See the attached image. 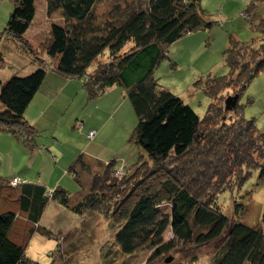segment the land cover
<instances>
[{"label":"trees","instance_id":"1","mask_svg":"<svg viewBox=\"0 0 264 264\" xmlns=\"http://www.w3.org/2000/svg\"><path fill=\"white\" fill-rule=\"evenodd\" d=\"M39 1L44 3L48 21L59 15L63 22H52L41 43L43 55H40V49L26 39L37 20V0H12V11L0 39L6 35L16 40L33 58L29 64H21L6 80L0 79V133L21 139L32 148L36 130L25 120V114L48 74L80 80L89 103L116 86L125 91V99L137 119L133 137L140 157L131 167L137 171L128 169L127 173L132 178L140 171L143 179H152L148 189L129 209L121 212L133 189L112 210L114 216L122 213L118 218L123 222L114 234L118 251L129 256L140 249L153 248L154 256L159 258L172 251L176 242H191L195 246L220 242L211 264H264V232L260 226L249 227L242 222L240 216L245 213L242 203L233 202L234 214L228 217L213 197L220 191L231 193L243 185L251 170L238 176L231 186H226L224 181L234 168L255 170L250 156L253 147L259 148L264 158V135L261 141L254 142L251 138L257 130L255 119H245L239 102L233 109L240 117L236 126L219 121L222 107L213 108L212 102L201 119L154 77L164 59H169L171 69L177 68L167 55L171 47L184 36L199 30L210 31L216 24L201 9L202 0H123L113 4L104 18L96 14L100 0ZM255 11L256 6L251 2L244 15L255 38L241 42L229 37L228 47L222 53L229 74L209 75L194 82L193 87L201 89L209 100L217 99L226 90L230 84L227 77L236 84L240 82L238 96L241 97L264 70V18ZM105 55L106 61L98 63L91 74L92 64ZM2 62L0 52V65ZM148 160L152 162L151 171H146ZM113 164L110 161L94 172L92 160L80 156L73 162L70 171L78 184L80 173H76V167L90 174L92 180L89 194L74 204L70 194L60 187L49 192L44 185L20 178V184L12 188L0 184V264H39L26 255V244L32 234L49 235L40 222L52 202L79 217L86 212L109 216L106 195L94 194L105 187L113 190L120 187L108 174L111 169L116 172ZM111 180L112 185L108 184ZM263 180L264 164H261L257 181ZM144 181L137 182L134 188ZM100 183L102 187L97 189ZM5 188L14 192L5 193ZM13 194H16L14 201L9 198ZM164 201L170 204L167 215L164 207L161 208ZM11 202L16 203V210L5 207ZM111 225L116 226L117 221ZM24 229L29 230L27 239L23 238ZM167 231L172 233L175 243L164 242Z\"/></svg>","mask_w":264,"mask_h":264},{"label":"rangeland","instance_id":"2","mask_svg":"<svg viewBox=\"0 0 264 264\" xmlns=\"http://www.w3.org/2000/svg\"><path fill=\"white\" fill-rule=\"evenodd\" d=\"M120 2L123 0H100L96 6V14L104 18L113 4ZM251 2L256 6L257 15L264 18V0H202L201 9L205 10L209 20L216 24L210 31L199 30L184 36L171 47L167 55L171 61L176 63L178 69H171L169 59H164L156 69L154 77L161 87L182 99L201 119L209 103L212 102L213 108L217 105L222 107L219 121H224L228 126H236L240 117L234 113L233 109L239 102L243 106L245 119H255L257 130H255L256 133H252L251 137L255 142L261 141L260 137L264 135V70L257 75L241 97L238 96L240 82L236 84L230 80V77L226 78L230 83L225 88L226 90L219 93L217 99L210 98L211 101L201 89L193 87L194 82L200 78L229 74L222 54L228 47L229 37L241 42H249L255 38L251 23L244 17ZM12 4V0H0V33H3L12 11ZM36 12L37 20L26 39L36 49H40V55H43L41 43L45 41L50 25L52 22L62 24L63 21L59 15L52 16V21H48L44 16V3L39 0L36 2ZM0 52L3 57L0 65L1 80L9 78L22 63H30L33 58L29 53L27 54L26 50L23 51V47L16 40L12 41L6 35L0 39ZM103 61H106V55L99 57L92 64L89 72L91 74L95 72L98 63ZM72 81L67 87L69 91H74L70 96V101H64L57 109L50 112V114L53 112V122L45 120L48 125L42 126L44 119H41L37 126L32 125L36 130V136L35 144L31 149L21 139L16 140L10 134L0 133V184L1 186L8 184L12 188L14 186L11 181L16 176L26 179L28 183L44 185L50 190L49 192L59 186L70 194L71 202L74 204L88 195L91 188L90 174L80 172V168H77L80 173V184H78L72 176L73 171L69 169L76 158L85 153L102 159L109 156L108 162L114 161L113 168L116 172L110 168L108 174L120 187L117 186L116 190L105 187L99 191V194H94V196L106 195L104 198L108 204L106 209H108L109 216L98 212H86L79 217L58 204L50 203L41 219L42 225L40 226L46 229L49 235L32 234L26 244V255L39 264H175L178 262L211 264L220 242H211L203 246H195L191 242L175 243L170 231L165 232L163 240L167 243L173 241L175 248L162 257L156 258L153 248H143L129 256H124L118 251L114 243V234L116 227L123 222L122 219L119 222V216H122L121 212L129 209L139 195L148 189V184L152 180L151 177L143 179L144 176L140 171L132 178H129L130 174L127 173L128 169L132 172L137 171L136 168L131 167L138 162L140 157V149L133 137L137 119L127 99H123L124 105L118 112L119 119H116L117 115L114 117L110 110L95 107L91 111V104L94 101L91 103L87 101L80 80L73 79ZM77 90L79 94L75 93ZM235 97L237 100L234 107L227 110L226 105L224 106L226 100ZM80 102L83 103L82 107ZM85 106L87 109L84 111ZM87 113L90 114V118L85 120L84 114ZM96 126H103L102 131H98ZM89 130L97 132L93 141L88 139ZM242 140L244 141L245 138ZM93 142L95 143L91 145ZM85 144H90L96 149L91 147L86 151L79 149ZM252 149L250 156L255 170L242 166V168H234L231 176L224 181L226 186L229 184L231 186L238 176L251 170V174L249 172L243 185L238 189H233L231 193L220 191L216 198L213 197L214 200L217 199V204L228 217L234 214L235 201L238 202L237 204L242 203L245 211L243 214L239 211L242 222L249 227L260 226V230L264 232V180L259 183L257 181L259 166L264 164V158H261L259 148L253 147ZM92 167L94 168L92 171H97L98 168L95 165L92 164ZM151 167L152 162L148 160L146 171H151ZM233 177L235 178L231 180ZM128 178L130 182L126 185ZM112 180L108 184L112 185ZM143 181L144 183L134 188L137 182ZM218 181L215 179V182ZM100 187H102L101 183L96 188ZM220 187L221 183L218 190ZM5 189V193L14 192L13 189ZM132 189L134 192L132 191L130 199L125 202L126 207L121 210L120 215L114 216L112 210L115 204L122 202ZM161 193L164 191L161 190ZM9 198L14 201L16 194ZM2 206L4 208V205ZM161 206V208L164 207V213L167 215L170 211V204L166 205L164 201ZM5 207L16 210L17 205L11 202L9 206L5 204ZM114 221H117L116 226L111 225L115 223ZM28 232L29 230L25 232L24 229V239L30 235ZM168 260L170 262L167 263Z\"/></svg>","mask_w":264,"mask_h":264},{"label":"crops","instance_id":"3","mask_svg":"<svg viewBox=\"0 0 264 264\" xmlns=\"http://www.w3.org/2000/svg\"><path fill=\"white\" fill-rule=\"evenodd\" d=\"M71 82H73L72 79H64V78H60L54 74H48L46 76V79L43 82L42 86L40 87L38 94L34 98L32 104L27 109L26 114H25V120L30 125H34V126H37L38 123L41 121V119L42 120L44 119V121L41 123L42 126L48 125L47 121H45V120H48V121L52 120V122H53V118H52L53 112H52V114H50L51 110L57 109V107H59V105L61 103H63L64 101L69 102L70 96H72L74 93V91H72V90L69 91V89L67 88L69 85H71ZM75 93L79 94V91L77 90V92H75ZM85 96H87L86 93H85ZM123 99L126 100L125 99V91L122 89H119L115 86V87H112L111 89L107 90V92H105L104 95H102L98 99H96L91 104L90 110L93 111L92 109H94L95 107L96 108L98 107V108L104 109V110H110L112 115L114 117H116V115H117L116 119H119L120 115L118 116V112H119V109L124 105ZM119 100H121V101L119 102ZM80 103H81L80 106L82 107L83 103L82 102H80ZM53 104H55V105H53ZM86 109L87 108L85 106L84 111ZM125 110H127L126 107H125ZM84 115H85V120H87L90 114L87 113ZM83 123H85V122H83ZM96 127H97L98 131H102V129H103V126H96ZM83 129H85V127ZM91 131H95V130H89V133ZM89 133H88V135H89ZM93 140L94 139H89V141H93ZM94 143L95 142L91 143V145ZM91 145L85 144L79 149L86 151L89 147H91ZM92 149H96V148H92ZM80 156L84 157V159L92 160V164L98 168L97 171L103 169L104 165H106L108 163V157H109L108 156L107 158L102 159V158H97L96 156H93V155H87V154L83 153V154L79 155L75 161H77L80 158ZM75 171H76V173H78L77 167H76ZM72 173L74 174V172H72ZM14 178H19V177L15 176ZM23 180H26V179H23ZM40 224L42 225V221L40 222Z\"/></svg>","mask_w":264,"mask_h":264},{"label":"water","instance_id":"4","mask_svg":"<svg viewBox=\"0 0 264 264\" xmlns=\"http://www.w3.org/2000/svg\"><path fill=\"white\" fill-rule=\"evenodd\" d=\"M236 100H237V97H235V98H228L227 100H226V109L227 110H230L229 108L230 107H234V103L236 102ZM167 263L168 262H170L169 260L168 261H166Z\"/></svg>","mask_w":264,"mask_h":264},{"label":"built area","instance_id":"5","mask_svg":"<svg viewBox=\"0 0 264 264\" xmlns=\"http://www.w3.org/2000/svg\"><path fill=\"white\" fill-rule=\"evenodd\" d=\"M94 136H95L94 131H91L88 135L89 139H93ZM11 184L15 187V186H17V184L18 185L20 184V180L18 178H14V179H12Z\"/></svg>","mask_w":264,"mask_h":264}]
</instances>
